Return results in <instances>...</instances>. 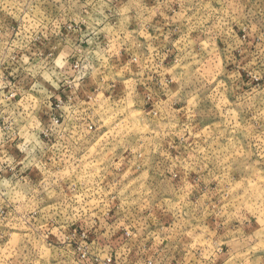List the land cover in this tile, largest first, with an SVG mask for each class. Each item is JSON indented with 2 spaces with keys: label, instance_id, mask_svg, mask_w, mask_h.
Listing matches in <instances>:
<instances>
[{
  "label": "clouds",
  "instance_id": "1",
  "mask_svg": "<svg viewBox=\"0 0 264 264\" xmlns=\"http://www.w3.org/2000/svg\"><path fill=\"white\" fill-rule=\"evenodd\" d=\"M0 264H264V0H0Z\"/></svg>",
  "mask_w": 264,
  "mask_h": 264
}]
</instances>
